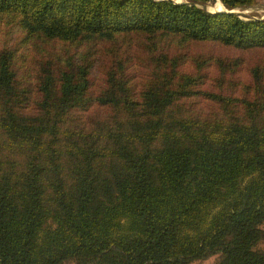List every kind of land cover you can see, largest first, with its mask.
Instances as JSON below:
<instances>
[{"label":"trees","instance_id":"1","mask_svg":"<svg viewBox=\"0 0 264 264\" xmlns=\"http://www.w3.org/2000/svg\"><path fill=\"white\" fill-rule=\"evenodd\" d=\"M212 1L0 0V19L61 43L35 97L0 50V264H264V90L240 111L207 95L221 116L203 120L186 104L199 74L178 57L135 79L113 52L93 95L90 47L69 51L133 33L264 49V19ZM92 106L106 111L81 120Z\"/></svg>","mask_w":264,"mask_h":264},{"label":"rangeland","instance_id":"2","mask_svg":"<svg viewBox=\"0 0 264 264\" xmlns=\"http://www.w3.org/2000/svg\"><path fill=\"white\" fill-rule=\"evenodd\" d=\"M181 2L182 0H176ZM218 0L207 4V9L215 11L221 8ZM248 17H264V0H257L256 4L246 10H237ZM56 46V47H55ZM60 42H45L29 38L16 21L0 19V50H6L16 80L29 96H36L37 86L41 75V64L49 51L59 52ZM67 46V45H66ZM81 46L69 49L70 52H80L84 46H89L91 90L93 95L98 92L104 79V69L109 65L112 53L117 58L126 60L128 72L138 78L145 70V65L154 61L157 53H165L168 57H178V67L186 73L199 74L193 89L195 94L187 98V105L192 116L203 120H211L221 116L220 109L211 98L222 95L231 98L233 103L226 110H243V104L236 100L244 96L252 98L264 90V49L237 48L219 41L184 40L179 35L160 34L149 37L145 34L133 33L112 41L93 39L88 42L71 45ZM78 50V51H77ZM57 69V67H55ZM260 110L264 112V100H259ZM102 108L92 106L86 110H78L84 116L81 120H88L86 114L91 112L103 114ZM231 115V114H230ZM239 116V115H238ZM86 117V118H85ZM89 121V120H88ZM264 231V222L260 225ZM259 247L264 250V239ZM219 255L207 259H197L189 264H215Z\"/></svg>","mask_w":264,"mask_h":264},{"label":"water","instance_id":"3","mask_svg":"<svg viewBox=\"0 0 264 264\" xmlns=\"http://www.w3.org/2000/svg\"><path fill=\"white\" fill-rule=\"evenodd\" d=\"M218 1L220 2V0H218ZM220 4H221V8L216 9L215 12H230V13H237L241 18H244V19H255V18H253V17H248V16L244 15L242 12H239V11H237V10H228V9H226V8L222 5L221 2H220ZM205 8L207 9V6H205ZM207 10H209V9H207ZM213 11H214V10H213ZM261 19H264V17H262Z\"/></svg>","mask_w":264,"mask_h":264},{"label":"bare ground","instance_id":"4","mask_svg":"<svg viewBox=\"0 0 264 264\" xmlns=\"http://www.w3.org/2000/svg\"><path fill=\"white\" fill-rule=\"evenodd\" d=\"M218 5H221L219 1H217Z\"/></svg>","mask_w":264,"mask_h":264}]
</instances>
